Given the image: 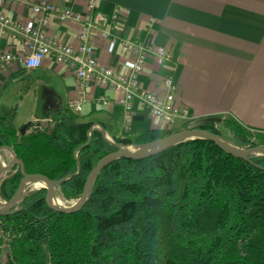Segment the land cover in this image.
<instances>
[{"label":"trees","instance_id":"obj_1","mask_svg":"<svg viewBox=\"0 0 264 264\" xmlns=\"http://www.w3.org/2000/svg\"><path fill=\"white\" fill-rule=\"evenodd\" d=\"M17 114L18 105L0 104V153L11 151L7 164L17 158L27 173L53 180L75 174L57 187L66 199L81 196L92 169L118 144L179 130L151 129L112 143L69 102L25 131ZM197 127L242 146L264 144V133L231 119ZM22 178L20 164L2 176L0 201L12 198ZM45 194V187L29 191L0 215V264H264V155L247 160L211 140L189 139L110 162L76 213L54 211Z\"/></svg>","mask_w":264,"mask_h":264},{"label":"crops","instance_id":"obj_2","mask_svg":"<svg viewBox=\"0 0 264 264\" xmlns=\"http://www.w3.org/2000/svg\"><path fill=\"white\" fill-rule=\"evenodd\" d=\"M49 1L61 8L85 12L89 0ZM95 1L97 9L109 16L120 11L121 20L112 30L121 38L173 52V61L166 65H158L149 55L140 77L143 88L162 93L163 78L172 73L179 85L176 105L188 109L193 120L226 116L264 133V0ZM4 11L13 25L0 35V49L25 56L27 49L19 23L35 18V14L30 5L20 0L7 2ZM80 31L79 22L52 18L49 43L77 45ZM91 41L101 65L124 73L129 69L135 54L120 41L113 52H109L107 40L94 35ZM41 86L46 114L56 104L78 97L74 73L53 57H46L36 69H28L18 60L0 68V102L9 107L18 105V126L45 119L36 117ZM105 95L111 99L107 106L100 102ZM117 96L92 84L78 114L94 122L111 141L126 134L166 128L140 101L127 113L118 104ZM187 124L184 118H178L173 129Z\"/></svg>","mask_w":264,"mask_h":264},{"label":"built area","instance_id":"obj_3","mask_svg":"<svg viewBox=\"0 0 264 264\" xmlns=\"http://www.w3.org/2000/svg\"><path fill=\"white\" fill-rule=\"evenodd\" d=\"M11 1L15 0H0V35L9 31L13 25L11 17L4 11V6ZM20 1L30 5L35 14V18L30 17L19 23L27 54L17 56L0 49V68L18 60L28 69H36L46 57H53L56 62L66 65L77 79L78 97L69 102L76 113L82 112L88 89L92 84H96L104 90L117 93V102L127 113L133 110L136 101H140L166 128H173L178 118H184L189 124L193 120L188 109L176 105L179 85L174 74L168 73L164 76L162 93L143 88L140 77L144 73L149 55H153L158 65H166L173 61V52L166 47H155L121 38L112 30L116 29L121 20L119 10L109 16L97 9L95 0L88 1L85 12L61 8L49 0ZM52 18L59 21L74 20L81 24L77 45L64 42L49 43L48 27ZM94 35L108 41L109 52H113L120 41L127 51L135 54L125 73L99 63L91 41ZM110 100L107 95L100 98L104 106H107Z\"/></svg>","mask_w":264,"mask_h":264},{"label":"water","instance_id":"obj_4","mask_svg":"<svg viewBox=\"0 0 264 264\" xmlns=\"http://www.w3.org/2000/svg\"><path fill=\"white\" fill-rule=\"evenodd\" d=\"M42 89H43V86H41L39 90V99H38L37 113H36V117L38 119H42L46 116V112H45L46 100L41 94ZM54 100L56 101L57 97H54ZM57 106L58 105L56 104L54 108ZM211 121L220 122L221 118L218 116H210V117H205V118H200V119H194L190 122L188 127H183L177 131L170 133L169 135L165 137L157 138V139H154L152 141H149V142H146L140 145H125L124 146V145L118 144L119 146L118 150L104 155L97 162V164L95 165V167L92 169V171L87 177V180L84 184L83 192L80 198L72 206L55 205L52 203V199L56 198L57 187L61 183L69 179L70 177L74 176L75 174L69 175L68 177L60 179V180H53L43 173H27L25 171L24 164L20 162L17 158H15L9 164H3L0 161V180L2 176L12 166L16 164H20L21 171L23 174V178L20 182V185L17 191L15 192V194L12 196V198L6 202L0 201V215L6 214L12 207H14L16 204H18L22 200V198L26 194V187L33 181H42L46 184L44 186L46 188L45 200L48 206L52 208L54 211L61 212V213H76L85 206V204L90 198L91 190H92L96 177L98 176L101 169L104 168L106 165H108L110 162L116 159H120V158H128V159H136V160L146 158V157H149L153 154L166 150L167 148L171 146H174L176 144H179L189 139L201 138V139L211 140L214 143H216L220 148H222L224 151H226L227 153L232 154L236 157L247 159V160H251V157L254 155H264V144H259V145L251 146L247 148H239L236 145L228 143L220 135L214 132H211L209 130L197 127L198 125L211 122ZM28 125L29 124H25L22 130L25 131ZM109 141L112 143H115L114 141H111V140Z\"/></svg>","mask_w":264,"mask_h":264},{"label":"rangeland","instance_id":"obj_5","mask_svg":"<svg viewBox=\"0 0 264 264\" xmlns=\"http://www.w3.org/2000/svg\"><path fill=\"white\" fill-rule=\"evenodd\" d=\"M0 104H4V103H1ZM5 105V104H4ZM220 118H226L228 120H230L229 117H226V116H220ZM189 125V124H188ZM230 137V136H228ZM107 138L110 139V137L107 135ZM224 138V137H223ZM228 143L230 144H233V145H236L238 146L239 148H247V146H242V145H239L227 138H224ZM253 140H255V137H253ZM256 141V140H255ZM11 157H13V154L11 153V151H5L3 153H0V161L3 163V164H7L8 163V160L11 159ZM38 183V184H37ZM46 184L42 181H33L32 183H30L27 187H26V193L29 192V191H33V190H36V189H39V188H42L44 187ZM57 192H58V196H56V199H58L62 205H65V206H72L74 205L78 199L80 198L79 196H75L71 199H66L64 198L61 193H60V189H57Z\"/></svg>","mask_w":264,"mask_h":264},{"label":"bare ground","instance_id":"obj_6","mask_svg":"<svg viewBox=\"0 0 264 264\" xmlns=\"http://www.w3.org/2000/svg\"><path fill=\"white\" fill-rule=\"evenodd\" d=\"M52 203L55 204V205H62L61 202L58 199H56V198L52 199Z\"/></svg>","mask_w":264,"mask_h":264}]
</instances>
